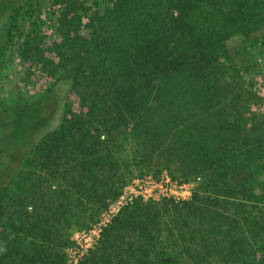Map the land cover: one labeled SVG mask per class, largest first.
<instances>
[{"label":"trees","instance_id":"obj_1","mask_svg":"<svg viewBox=\"0 0 264 264\" xmlns=\"http://www.w3.org/2000/svg\"><path fill=\"white\" fill-rule=\"evenodd\" d=\"M42 12L55 34L47 44ZM259 25L264 0L12 3L0 75L18 54L69 80L80 109L65 103L30 150L0 153V264H69L65 227L85 226L126 183L115 154L127 130L141 158L201 183L181 205L123 208L77 264H264V129L246 128L242 103L256 96L224 76L228 40Z\"/></svg>","mask_w":264,"mask_h":264},{"label":"rangeland","instance_id":"obj_2","mask_svg":"<svg viewBox=\"0 0 264 264\" xmlns=\"http://www.w3.org/2000/svg\"><path fill=\"white\" fill-rule=\"evenodd\" d=\"M18 1L0 0V31L10 5ZM82 1L86 2V5H91L93 1L104 4L108 0ZM40 17L42 23L39 29L40 36L47 44L55 38V34L46 13L42 12ZM81 33L87 34V31L82 29ZM227 49L234 55L233 62L225 61L224 76L230 82V88L234 86L235 89L242 90L243 96H246L247 92H251L256 96L242 103V111L248 119L246 128L254 121L264 129V25H259L248 36L239 33L234 34L227 42ZM49 88L52 91L47 93ZM65 103L70 104L73 112H78L80 109L78 98L72 92L69 80L58 78V76H49L36 65L23 62L19 55L15 54L0 75V141L4 142L0 153L4 155L7 152L16 155L17 152L25 153L30 150L32 145L45 133L59 126L64 116ZM46 105H49L50 108L46 109L44 107ZM123 134L119 136L118 141L121 145L117 148L118 154H115V157L117 165L119 164V168L116 169L118 175L124 178L126 182L124 186L130 184L133 180L152 176V180L163 179L162 186L171 189V191H168V195L161 196L159 199H136L135 202L138 201L142 204H148L149 202L165 203L166 200L181 205L191 199L193 191L199 188L201 179H184L178 172L171 175L168 169L165 168L167 164L163 161H156L154 158L146 161L141 158L142 153L137 152L139 148L136 142L129 138V130ZM6 162L5 164H10L8 160ZM170 168L175 171L173 165ZM165 173L170 177V183L164 181ZM9 177L6 176L3 181L6 182ZM146 186L150 185L146 184ZM255 189L257 192L264 189V170L257 175ZM187 194V198L183 197ZM114 200L109 201L92 220L87 221L85 226L72 225L69 228L65 227L63 232L66 233V236H69L70 244L63 251L66 254L68 263L77 264L96 249L103 230L99 235H96L92 232L93 226ZM132 205L130 206L132 207ZM258 205L264 211V205L260 203ZM255 208L254 210H256ZM261 253H264V250H261ZM74 260H76V263H74Z\"/></svg>","mask_w":264,"mask_h":264},{"label":"built area","instance_id":"obj_3","mask_svg":"<svg viewBox=\"0 0 264 264\" xmlns=\"http://www.w3.org/2000/svg\"><path fill=\"white\" fill-rule=\"evenodd\" d=\"M151 177L152 176H147L144 179L133 180L130 184L124 186L118 198L114 200V202H112L101 214V217L93 226L92 232L96 235H99L103 228L111 222L112 218L117 213H119L123 208L132 205L136 199L156 200L161 196L164 197L168 195V191H171V189H167L166 187L164 188L162 186L163 179L152 180ZM164 181L166 183L171 182V179L167 174L164 178ZM146 184L150 186H146ZM183 197L187 198L188 194ZM74 263H76V260H74Z\"/></svg>","mask_w":264,"mask_h":264}]
</instances>
